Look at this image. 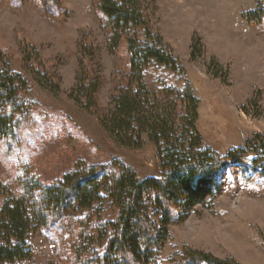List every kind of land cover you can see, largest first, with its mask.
Returning <instances> with one entry per match:
<instances>
[{
    "label": "rangeland",
    "instance_id": "374dc122",
    "mask_svg": "<svg viewBox=\"0 0 264 264\" xmlns=\"http://www.w3.org/2000/svg\"><path fill=\"white\" fill-rule=\"evenodd\" d=\"M49 14L41 0H0V69L24 76L25 129L15 155L10 139L0 143V177L36 183L59 180L74 166L123 164L139 178L157 177L159 160L145 135L137 150L118 145L95 114L71 98L82 47L93 46L85 63L101 77L98 111L104 112L119 88L130 82L127 43L109 44V30L95 0H55ZM149 29L168 46L182 74L150 68L148 86L186 85L198 100L195 129L218 157L229 152L238 163L224 168L218 193L184 220L169 225L170 239L159 256L191 250L238 264H264V161L252 168L264 141V0H137ZM137 37L143 41L142 32ZM91 53V52H89ZM52 76V77H51ZM44 78V79H43ZM58 81L59 92L52 90ZM52 85V86H51ZM172 102L171 100H168ZM57 236L42 229L31 239L33 255L21 264H50Z\"/></svg>",
    "mask_w": 264,
    "mask_h": 264
},
{
    "label": "trees",
    "instance_id": "16d2710c",
    "mask_svg": "<svg viewBox=\"0 0 264 264\" xmlns=\"http://www.w3.org/2000/svg\"><path fill=\"white\" fill-rule=\"evenodd\" d=\"M41 1L49 14H55V0ZM95 2L109 30L110 48L116 49L122 40L127 43L130 82L99 112L101 77L83 58L93 56L89 45L81 48V76L70 96L81 109L95 114L121 147L137 150L146 135L156 148L160 174L139 178L118 163L76 165L50 184L23 177L7 182L0 177V264L30 260L31 239L42 229L57 236L50 264H159L170 239L169 225L184 220L196 207L207 206L220 190L218 180L224 168L239 162L232 152L221 158L203 145L195 129L198 100L186 85L180 91L147 85L150 68L182 72L168 46L149 29L137 0ZM4 54L0 49V58ZM28 89L24 76L7 66L0 69V143L11 140L14 147H7L9 156L15 155L18 136L29 123L28 117L20 120ZM50 90L59 92L57 80ZM254 148L256 158L240 160L251 168L257 158L264 161V141ZM169 264L238 263L184 250L175 253Z\"/></svg>",
    "mask_w": 264,
    "mask_h": 264
}]
</instances>
